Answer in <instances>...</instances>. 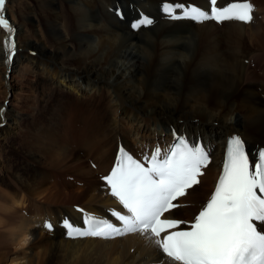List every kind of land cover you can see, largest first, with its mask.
Wrapping results in <instances>:
<instances>
[{"label":"bare ground","instance_id":"obj_1","mask_svg":"<svg viewBox=\"0 0 264 264\" xmlns=\"http://www.w3.org/2000/svg\"><path fill=\"white\" fill-rule=\"evenodd\" d=\"M241 1L249 0L219 4ZM252 2L253 20L223 22L219 29L209 20L171 21L165 11L157 17L169 4L178 13L196 5L207 11L209 0H5L13 31L0 27V80L40 71L58 103L73 92V125L80 124L78 137L54 123L36 137L35 147L44 148L51 135L58 136L51 167L72 173H60L68 175L62 184L48 190L47 179L36 180L21 164V171L12 168L7 175L16 191L0 190V264H172L147 234L76 236L65 224L85 231L91 216L123 228L113 213L127 210L105 180L120 148L147 158L182 134L209 152L199 183L168 214L182 227L210 198L227 138L239 135L253 155L264 148V0ZM114 7L127 16L119 20ZM140 16L151 18L150 26L136 27ZM245 59L255 62L257 72ZM6 109L0 110L4 143L20 132L19 115L13 110L6 116ZM91 159L103 174L100 183L92 178L95 171L84 168ZM41 198L46 202L35 203Z\"/></svg>","mask_w":264,"mask_h":264},{"label":"snow or ice","instance_id":"obj_2","mask_svg":"<svg viewBox=\"0 0 264 264\" xmlns=\"http://www.w3.org/2000/svg\"><path fill=\"white\" fill-rule=\"evenodd\" d=\"M210 3V14L189 7L184 10V18L218 23L252 20L253 9L248 2H234L223 8L216 7L217 0ZM4 10L5 0H0V27L11 33L13 29ZM173 10L170 5L164 6V11L170 15ZM141 23L151 24L152 21L145 19ZM207 163L208 156L201 147H190L183 140L163 159L157 149L148 159L147 167L122 154L105 180L111 194L130 214L113 213L123 228L91 216L85 220V231L68 223L65 227L69 235L76 236L114 238L127 233L147 234L156 238L155 244L172 264H264V196L257 194V189L264 194V151L259 153L258 162L250 165L244 142L238 137L230 140L215 193L195 217L190 230L169 231L179 229L180 221L161 218L179 206L173 201L199 183L201 169ZM254 221L260 222L261 230ZM162 233L167 235L161 238Z\"/></svg>","mask_w":264,"mask_h":264},{"label":"rangeland","instance_id":"obj_3","mask_svg":"<svg viewBox=\"0 0 264 264\" xmlns=\"http://www.w3.org/2000/svg\"><path fill=\"white\" fill-rule=\"evenodd\" d=\"M216 27L222 29L223 26L216 25ZM27 54L30 57H35L36 51H32L29 49L27 51ZM1 58L2 57H0V61ZM244 64L251 71L257 72L255 62L245 59ZM11 79L10 77H5V81L7 80L6 82L0 80V110L2 107L6 106V116L7 111L8 113H13V110L17 112V114L19 115L17 122H19L20 132L19 136L13 137L12 140L6 141L5 143L2 140L0 141V190L3 189V191L5 192H7V190H9L10 192H14V190L16 191V187H12V184L9 182L8 176H10L13 169L21 171L20 169H16V166L20 164L23 166H27L26 170L28 172L26 173L31 174L36 178V180L39 179L38 181H41L43 179H47L49 183H46V188L49 187L48 190H50V188L53 189V184L60 185L64 180L68 178V175L66 177L62 176V172H66L71 175L72 173L71 170L65 168H57L55 170V166L51 167L50 159L52 156H54L53 153L56 144L55 139H57L58 136L55 137L51 135L48 138V141L46 142L47 144L45 145L47 148L45 146L44 148L35 147V142L36 140H38V138L36 139V137L38 135H41L42 133H45L46 127H52L54 126V124H57L58 128L61 129L60 131H62L64 128L66 129L67 127L69 130H72V135L78 137L77 126L80 123L73 125V121L77 119L75 112H73V92H71V95L69 94L68 96L64 95L63 97H61L62 102L58 103L55 96L52 97L51 94H49L50 96L48 95V93L50 92L46 91L48 88H46V86L43 84V78H41L40 76V71H26L17 75L13 74V80ZM5 87H7V92ZM57 96H59L60 99V95ZM79 100L83 101V99L81 98ZM5 119L8 121L7 117ZM1 123L5 124V122ZM2 124L0 125V130L2 129ZM25 134H27V136ZM0 136L3 137L2 133L0 134ZM25 143L26 145H24ZM34 151H36V153H34L35 158L28 157L27 154ZM93 162H95L93 159L84 161V168L86 170L88 169L90 171H95V174L92 178L95 183H100V175L103 174L97 171V164L96 162ZM3 181H5L6 184L9 183V185L3 184ZM75 185L77 186L78 184L76 183ZM44 200L41 198L35 203ZM5 204H8L5 206H12L9 204V202H5ZM21 206L22 205H19V207ZM23 207L26 206L23 205Z\"/></svg>","mask_w":264,"mask_h":264}]
</instances>
